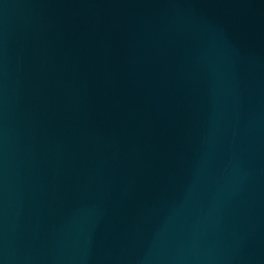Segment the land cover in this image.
<instances>
[{
	"label": "water",
	"instance_id": "water-1",
	"mask_svg": "<svg viewBox=\"0 0 264 264\" xmlns=\"http://www.w3.org/2000/svg\"><path fill=\"white\" fill-rule=\"evenodd\" d=\"M0 264H264V0H0Z\"/></svg>",
	"mask_w": 264,
	"mask_h": 264
}]
</instances>
